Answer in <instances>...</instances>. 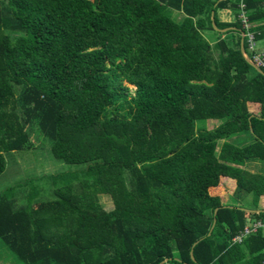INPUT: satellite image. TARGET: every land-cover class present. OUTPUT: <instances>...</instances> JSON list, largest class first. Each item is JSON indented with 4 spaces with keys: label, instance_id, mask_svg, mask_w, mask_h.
I'll return each instance as SVG.
<instances>
[{
    "label": "trees",
    "instance_id": "1",
    "mask_svg": "<svg viewBox=\"0 0 264 264\" xmlns=\"http://www.w3.org/2000/svg\"><path fill=\"white\" fill-rule=\"evenodd\" d=\"M241 3L263 39L264 0H0V175L33 125L79 166L54 201L16 209L0 193V241L20 263L264 264V227L233 242L264 210L213 194L229 176L264 196V176L256 188L221 169L264 161V70L240 51Z\"/></svg>",
    "mask_w": 264,
    "mask_h": 264
},
{
    "label": "rangeland",
    "instance_id": "2",
    "mask_svg": "<svg viewBox=\"0 0 264 264\" xmlns=\"http://www.w3.org/2000/svg\"><path fill=\"white\" fill-rule=\"evenodd\" d=\"M259 46L257 44V49ZM128 87L133 93L134 87ZM204 123L198 121L197 126H203ZM249 139V142L252 141L251 137ZM28 146V149L5 154L6 169L0 175V193L6 192L16 209H30L37 203L56 200L55 191L63 188L66 179H71L79 167L56 159L51 153V141L40 133L36 125L30 128ZM98 198L106 211L113 208L108 196L99 195ZM247 198L248 196L245 197V207H250L246 202ZM2 246L6 253H10V257L16 259L3 244ZM0 259L6 260L7 257L0 256Z\"/></svg>",
    "mask_w": 264,
    "mask_h": 264
},
{
    "label": "crops",
    "instance_id": "3",
    "mask_svg": "<svg viewBox=\"0 0 264 264\" xmlns=\"http://www.w3.org/2000/svg\"><path fill=\"white\" fill-rule=\"evenodd\" d=\"M218 17L220 21L226 22V23H232L236 19L235 13L231 11L229 8L220 10L218 12ZM262 24H264V20L258 21L255 25L258 26ZM257 44H260L258 48L259 50H264V38L259 39L257 41ZM247 109L249 113L255 116H258L260 113V105L258 103L247 102ZM219 124L220 122L218 120H207L204 126L206 127L207 130H210L218 126ZM249 137H250L249 135L236 136V137H233L231 141L232 143L236 145H244L247 142H249L250 140ZM221 165H222L221 169L223 172L228 173V174L240 175L244 177L246 180L253 182L256 188L259 186H262L261 183L256 178V176H264V161L259 160V159L258 160H248L243 165H235V164H229V163L223 162L221 163ZM243 193H247L248 195H244ZM213 194L218 195V197L221 200V203L224 205H230V206L237 205V206L242 207V209H245L246 211H249V212L250 211L258 212V211L264 210V196H261L257 206L254 205L253 195L250 192H246L245 190H239L237 188L236 180L229 176L220 177L219 184L216 188H214ZM246 196H248L246 202H248V204L251 205L250 207H245L246 206L245 204ZM254 222H257V221H248L246 225L250 223H254ZM0 256L7 257L6 260L0 259V264H22L17 259L10 257L9 252L6 253L5 249H3L1 241H0Z\"/></svg>",
    "mask_w": 264,
    "mask_h": 264
},
{
    "label": "built area",
    "instance_id": "4",
    "mask_svg": "<svg viewBox=\"0 0 264 264\" xmlns=\"http://www.w3.org/2000/svg\"><path fill=\"white\" fill-rule=\"evenodd\" d=\"M238 19L240 21L241 28L244 30V32H242V37L245 39L247 44V52L245 51L246 54L258 68L264 70V50L257 49L256 36L260 35V32L252 30L253 25L249 22L247 13L245 11V6L242 3L240 5ZM262 227H264V224L260 221L246 225L245 228L233 238V242L240 243L244 237L250 233L256 232Z\"/></svg>",
    "mask_w": 264,
    "mask_h": 264
},
{
    "label": "water",
    "instance_id": "5",
    "mask_svg": "<svg viewBox=\"0 0 264 264\" xmlns=\"http://www.w3.org/2000/svg\"><path fill=\"white\" fill-rule=\"evenodd\" d=\"M212 15H213V13H212ZM213 26H214V24H213ZM222 31H226V29H224V30H222ZM240 51H241L243 57L245 58V60L249 63V65H250L254 70H256L257 72L263 74V71H262L260 68H258V67H257V66H256V65H255L250 59H249L248 55L246 54V52H245V50H244V47H243V37H242V34H241V40H240ZM213 226H214V223H213V225H212V227H211V229H210V232H211ZM210 232H209V233H210ZM191 256H192V254H191ZM164 262H166V261L164 260L162 263H164Z\"/></svg>",
    "mask_w": 264,
    "mask_h": 264
}]
</instances>
